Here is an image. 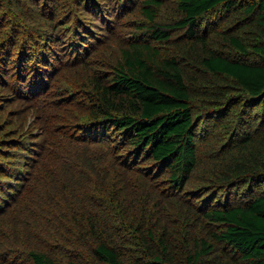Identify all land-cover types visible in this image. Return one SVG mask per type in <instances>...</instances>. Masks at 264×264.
<instances>
[{"label":"trees","instance_id":"1","mask_svg":"<svg viewBox=\"0 0 264 264\" xmlns=\"http://www.w3.org/2000/svg\"><path fill=\"white\" fill-rule=\"evenodd\" d=\"M2 1H9L11 9L18 2ZM165 1L141 0L143 21L135 23L134 41L120 50L115 64L84 73L78 80L75 92L84 93L88 105L80 141L113 155L108 161L105 154L99 157V162L104 160L101 165L113 166L100 171L87 154L89 149L65 157L54 179L56 188L59 183V206L52 216L59 223L53 228L65 230V242L32 250L31 264H203L212 251L264 264L263 162L223 169L211 199L201 196L184 206L183 194L198 166L197 144L220 115L196 112L193 100L198 95L209 97L214 109L221 110L226 105L221 98L228 97L224 90L235 95L236 90L239 95L232 106L238 108L237 118L227 112L218 124L229 126L225 133L243 146L254 141L264 146V0H173L178 18L158 26L155 19ZM54 3L43 0L49 14ZM83 3L76 0V8ZM238 9L247 16V33L257 36L249 48L229 30L217 31L214 26V18L236 17ZM76 28L69 46L78 54L86 41ZM215 32L223 34L233 54L209 48V36ZM250 50L257 56L252 61ZM0 57L8 59L7 47ZM52 72L35 73L30 93L34 83L39 89L45 85L36 76L50 77ZM258 105L261 108L255 110ZM130 169L142 177L148 174L173 193L179 190L178 205L184 208L168 213L171 229L156 233L151 214L162 207L150 192H140L146 187L130 179ZM199 225L209 227L208 238L190 234Z\"/></svg>","mask_w":264,"mask_h":264},{"label":"rangeland","instance_id":"2","mask_svg":"<svg viewBox=\"0 0 264 264\" xmlns=\"http://www.w3.org/2000/svg\"><path fill=\"white\" fill-rule=\"evenodd\" d=\"M75 1L55 0V10L50 14V7H43V0H18L12 9L9 1L0 4V53L4 47L8 49V59L0 57V264H31L32 250L64 245L65 230L53 228L59 223L52 216L58 213L59 206V183L56 188L54 179L67 155L89 149L87 154L100 171H111L113 166L101 165L104 160L99 162V157L105 153H100L95 144L80 141L84 136L81 133H85L83 127L79 131L80 123L87 115L88 105L86 95H79L75 89L78 90V80L84 73L115 64L120 50L134 41L138 34L135 23L143 21L141 0H84L79 8ZM174 5L175 1L166 0L158 10V26L178 18ZM239 11L236 17H220V21L214 18L217 25L215 21L213 24L217 31L229 30L249 48L257 36L247 33V16ZM76 27L81 29L79 37L86 41V50L81 47L78 54L69 46L70 37L77 35ZM216 32L209 36V48L233 54L234 49L226 46L223 34ZM56 38L61 41L54 42ZM249 53L250 60L257 58L251 50ZM51 70L50 77L46 73L36 76L45 85L39 89V84L34 83V92L30 93L29 84L35 73ZM224 92L228 97L221 98L226 103L221 110H215L209 97L200 94L193 100L196 112L208 116L217 112L219 118L231 112V118L236 119L238 108L232 104L239 94L236 90V95ZM260 108L258 105L254 109ZM218 119L197 144L198 166L183 189L184 206H191L201 196L211 199L214 181L223 169L235 163H264V146L257 141L246 146L240 139L233 141L225 133L230 127L218 124ZM105 157L107 161L113 159V155ZM128 172L137 186L145 185L146 190L140 192H150L151 199L155 198L162 207L151 214L156 233L171 229L168 213L175 212V207L184 208L178 205L179 190L173 193L155 178L149 179L148 174L142 177L134 169ZM168 201L175 204L170 206ZM207 228L199 225L189 231L208 238ZM218 262L248 264L238 256L217 251L203 258V264Z\"/></svg>","mask_w":264,"mask_h":264}]
</instances>
